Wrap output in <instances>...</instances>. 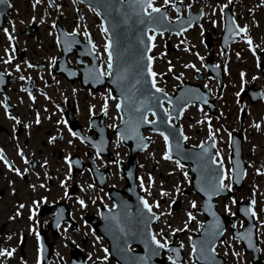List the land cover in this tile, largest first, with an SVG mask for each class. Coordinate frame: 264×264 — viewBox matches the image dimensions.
I'll return each mask as SVG.
<instances>
[{"label": "flooded vegetation", "instance_id": "obj_1", "mask_svg": "<svg viewBox=\"0 0 264 264\" xmlns=\"http://www.w3.org/2000/svg\"><path fill=\"white\" fill-rule=\"evenodd\" d=\"M162 1L154 4L153 0V5L160 7L169 19L179 17L184 24L172 31L153 27L145 30L154 38L149 52L153 57L152 70L157 73L153 79L165 86L176 81L171 92L164 89L168 93L184 83L198 84L207 93V107H203L206 115L202 116L206 121L195 124L200 119L188 110L197 104H190L180 117V125L184 134L188 124L196 126L192 127L195 134L201 126L208 128L195 145L207 139L213 141L214 159L224 166L223 183L230 184L234 193L215 198L224 230L214 243L212 264H264V84H243L237 101L245 102V106L237 111L220 110L217 106L227 80H232L230 63L245 50L240 40L245 32L237 29L245 28L247 21L252 26L257 24L255 4L244 12L236 9L235 0H169L166 5ZM210 1L215 6V17L208 13ZM70 6L74 10L72 16L66 11ZM95 19L98 21L96 16ZM82 22V3L78 0H5L0 4V249L12 252L11 256L0 255V264H37V256L40 264H118L108 255L104 236L91 227L88 218H99L100 208L111 206L109 187L123 188L122 167L128 152L112 127L120 121L119 112L115 118L111 115V109H116V98L109 96L111 90L106 81L100 84L102 77L97 83L88 74L99 67L107 75L108 56L105 52L104 60L97 51L94 34L84 35ZM189 22L191 26L183 27ZM74 30V35L69 36ZM248 32L254 41V32ZM211 36H215V41ZM261 48L255 51V57H259V79L264 77ZM189 55L193 58L189 65L199 67L186 70L176 64ZM250 85L260 88L256 102L243 93ZM105 102L106 113L101 111ZM150 118L148 113L147 119ZM150 133L148 128L142 131L143 136L150 137ZM82 134L99 148L106 141L108 153L99 154L96 147L82 141ZM233 142L240 143L244 171L238 190L230 175ZM66 156L71 168L65 162ZM139 166L137 156L138 188ZM247 201L256 212L254 234L246 228L247 206L241 214L237 212V203ZM168 241L181 240L178 233H173ZM183 255L177 264H183L186 257L191 264H208L207 259L200 263V258ZM163 257L171 264L172 256Z\"/></svg>", "mask_w": 264, "mask_h": 264}, {"label": "water", "instance_id": "obj_2", "mask_svg": "<svg viewBox=\"0 0 264 264\" xmlns=\"http://www.w3.org/2000/svg\"><path fill=\"white\" fill-rule=\"evenodd\" d=\"M87 3L88 5L97 8L98 13L102 17L103 27L109 36V41L112 43L113 47L110 49L113 56L116 58L114 64V72L107 78L104 79L110 86L112 95L120 99L121 87L118 86L116 81V70L119 69L127 73L126 82L124 87L130 89L136 74L137 62L139 61L140 55L144 56V72L143 77H141V83L136 85L138 92L131 93L134 97V107H144L151 106V111L146 112H156L157 115L153 116L156 121L155 124H144L141 123L133 133L131 130L128 132V137L121 140L123 144L128 147L129 157L128 164L129 167L124 171V177L127 179L128 184L125 190H129V198H123L115 190L109 191V196L114 201V207L111 209L103 208L101 210V220L94 221L93 225L96 229L101 232L107 239L108 253L120 264H132L135 260V264H164L162 260L161 253L167 252L168 250H159V253L155 256L151 255V249L154 247L151 245L150 237L148 232L152 233L151 225L155 220H148L147 213L140 202L143 198L142 193L136 190L134 183V169H135V154L142 150L143 145L148 143V137H142L141 132L143 128L150 127L152 131L156 133L163 132L169 137V153L170 156L175 157L180 162L184 164H190L187 169V173H191V184L192 189L197 192L202 200L199 204L198 210L205 216V220L201 226L200 234L192 238V244L197 242L199 244L197 250L200 251L201 243L205 239V231H216L217 235L213 243L221 236L224 229V224L220 222L218 214L215 212V203L213 202V195L210 198L201 191V184L204 182L203 178L205 175V170L201 167L203 160H207L209 167L216 169L213 170L215 173V178L222 183L221 177H224L223 165L221 163H211L214 159V154L212 153V141L208 140L199 147H194L192 145L186 146L184 143L185 137L181 135V128L179 126L176 117H180V108L184 107L185 103L199 102L201 104L205 103L207 97L206 92H201L198 84L194 85H180L177 87L176 91L172 95H168L164 90L163 93L167 95L164 96L163 93H157L152 87L153 77H148L147 75V57H148V36L145 32L149 27L155 28V30H163L164 27L170 28V30L178 27L180 23L177 20H163L155 22L154 24L139 25L135 22V16L132 14L131 10L127 7V4L120 5L119 0H80ZM119 7L121 12L118 14L112 11V8ZM124 13H128L131 17L130 19H125ZM159 14L153 13V16H158ZM142 31H144L142 33ZM143 39L144 43L141 45L139 40ZM108 41V42H109ZM152 42V41H151ZM243 93L251 96V101H257L260 98V89H253L249 86L247 90ZM159 97L158 101H154L151 97ZM196 97H199L197 99ZM163 101L169 103L171 101V106L168 108V113L174 119L175 123H172L168 117L164 115L165 109L162 104ZM212 109V108H210ZM129 109H126V111ZM144 108H142V111ZM121 118L128 120L129 117L125 115L124 112H120ZM125 126L121 123L117 125L114 129L115 132L120 131ZM155 129V130H154ZM143 138V140H141ZM82 140L84 135L82 134ZM89 144H93L87 141ZM107 142L103 143V147H106ZM207 149V153H204V149ZM232 154L230 156L232 164V178L239 188L244 175L242 160L240 158V143H232ZM218 170V171H217ZM211 179V177H208ZM239 179V183H237ZM229 191L225 190L219 195L228 194ZM144 199V198H143ZM179 206V201H175L171 209H176ZM242 205L238 206V212ZM215 213L213 217L212 213ZM152 213H154L152 211ZM156 214V213H154ZM113 217L116 219L113 220ZM216 221H219V228H216ZM117 222L120 228L125 230L122 233L119 228L116 227ZM253 225L252 217L250 215V222ZM254 231V229H253ZM127 233V235L125 234ZM153 235V234H152ZM125 241H127L125 243ZM130 245H135L138 249H129ZM180 243L177 244V249L175 252L180 250ZM121 248L124 251H121ZM171 248V246L169 247ZM172 249V248H171ZM140 258H145L141 260Z\"/></svg>", "mask_w": 264, "mask_h": 264}, {"label": "rangeland", "instance_id": "obj_3", "mask_svg": "<svg viewBox=\"0 0 264 264\" xmlns=\"http://www.w3.org/2000/svg\"><path fill=\"white\" fill-rule=\"evenodd\" d=\"M236 9L242 8L244 12L246 9L252 8L255 4L257 14L259 15L257 24L252 26L251 23L244 22L246 32L240 38L241 42L245 46L244 53L235 58L230 63V68L232 70V80H227L229 83L223 91V94L217 102L218 109L220 110H231L232 112L237 111L240 106H245V102H238L237 92L241 91L243 84L250 83L251 81L255 85L264 84V77L262 79L257 78L259 71V57L255 55V51L264 46V0H235ZM162 0H154V4H161ZM75 8V6H74ZM208 13H212V17H215L216 10L212 1L209 2ZM66 11L72 16L74 15V10L72 6L67 8ZM252 16V14H251ZM211 17V18H212ZM82 31H87L91 34H94V44L99 53L102 54L103 59L105 60L104 44L106 43V37L101 32L99 22L95 19L94 14L85 7H82ZM249 31L254 32V36L259 37V43L251 41V46L247 42L250 38ZM212 37V36H211ZM262 38V39H261ZM215 41V36L212 37ZM252 39V38H250ZM261 39V40H260ZM240 42V41H239ZM159 43V42H157ZM199 50V48H197ZM256 56V57H255ZM191 55L187 56L182 63H176L186 69H192L185 67L186 64H191L193 61ZM262 59L260 61L264 62V54H262ZM199 67L195 65L194 67ZM228 68H226L227 71ZM243 73V78L241 77ZM255 77V79H254ZM256 81V82H255ZM161 88L171 92L175 85L176 81H170L166 86L164 84L157 83ZM109 98V97H108ZM264 103V102H263ZM188 113L197 117L199 123L205 122L206 120L202 119V116H205V109L198 105L190 107ZM112 118L118 116L116 109H111ZM195 121V124H199ZM186 137L187 142L190 144H196L198 140H201L205 134H207L208 128L201 126V130L198 134L193 133L192 127L195 125L188 124L186 125ZM165 151L164 140L155 134L150 133V143L142 151L139 156L140 161V183L139 187L141 189V184L143 183L144 188L143 192L148 199L151 206L158 213V219L154 225V232L156 236L163 241L168 239L173 233L172 229H183V231H176L174 233L179 234V238L185 244V254L188 255L189 250V236L198 228V223L201 220V217L196 211V208H191L190 203L195 202L197 205L200 201V198L194 194L190 189L189 176L186 174V168L183 164H180L181 167H177V161L173 158L165 160L163 159V153ZM149 177H151V183H149ZM177 189H179L177 191ZM165 193L162 195L161 193ZM178 199L180 205L175 210H170V205L173 201ZM155 205H158L155 206ZM191 212L193 219L189 220L186 213ZM198 220V223H197ZM187 224V228L184 225ZM183 264H191L189 259H187Z\"/></svg>", "mask_w": 264, "mask_h": 264}, {"label": "snow or ice", "instance_id": "obj_4", "mask_svg": "<svg viewBox=\"0 0 264 264\" xmlns=\"http://www.w3.org/2000/svg\"><path fill=\"white\" fill-rule=\"evenodd\" d=\"M37 2H39V0H37ZM169 0H164V4H168ZM5 0H0V4H4ZM120 5H124L127 4V7L131 10L132 14L135 16V22L139 25H147V24H154L155 22L159 21L160 19L163 20H167L168 17L161 12V8L160 7H155L153 5V0H119ZM146 9H150V11H146ZM112 11L116 12V13H120L121 12V8L116 7V8H112ZM153 13H157L159 14L158 16H153ZM99 15V13H97ZM125 19H130L131 17L129 16L128 13H124ZM179 19V17H177ZM213 25H215V21L212 22ZM189 26H191L189 24ZM5 33L7 34V30H4ZM106 31V29L103 27V24L101 25V32L104 33ZM229 32L232 31L231 28L228 29ZM238 32L240 33H244L246 32V28H239L237 29ZM75 30L73 31V33L68 34L69 36L74 35ZM163 33H161L162 35ZM85 36H87V31H85L84 33ZM177 35H179V33H177ZM153 40V36L149 35L148 36V41H149V45L147 48V51H151V48L154 46L151 44V41ZM75 42V41H73ZM249 43V45L251 46V40L250 38L247 41ZM139 43L142 45L144 43L143 39L139 40ZM89 44H91V41H89ZM94 47V46H93ZM113 47L112 43L106 42L104 44V52H106L108 54V61H107V72L111 75L114 72V64H115V60L116 58L113 56L112 51H110V49ZM187 50V49H185ZM91 54V53H89ZM161 55H163V53H161ZM200 59H203L202 57H199ZM54 59V58H53ZM143 59L144 56L140 55L139 61L137 62V67H136V74H135V79L134 82L131 86L130 89H126L124 87V84L126 82V76L127 73L123 72L119 69L116 70V81L114 82H118V86L121 87V95H120V99L117 101L115 107L117 112H124L125 115H127L129 117L128 120H124L123 118L120 119V123L122 125H124L125 127L123 129H121L120 131L117 132V137L118 140H123L125 138L128 137V132L129 130H131L133 133L136 132V129L139 127V125L141 123L144 124H155L156 121L155 120H149L147 119L146 116V112L147 111H151V106H147L144 107L143 105H141V107H134V97L131 95V93H136L138 92L136 85L141 83V77H143V72H144V64H143ZM152 60L153 57L152 56H148L147 57V75L148 77H155L157 76V73L154 72L152 70ZM194 67V65H188L186 64L185 67ZM29 67H31V65H29ZM171 67H169V71H171ZM70 75H75V73H69ZM91 78L96 81L97 83L100 82L101 77H103L105 75V73L103 71H101L99 68H93L92 70H90V72L88 73ZM241 77L243 78V73H241ZM21 79H24V77H21ZM255 79V77H254ZM152 87L155 89V91L157 93H163V90L161 88L156 87V82L153 79L152 80ZM205 87H207V85H205ZM164 96H166V93H163ZM237 96L240 95L239 92L236 93ZM109 96L111 97V93H109ZM197 99H199V97H196ZM152 100L154 101H158L159 97H151ZM207 101H205L206 103ZM169 104L171 106V101H169ZM188 105L187 103L184 104L183 108H180L179 111L183 112L184 108H186ZM142 108H144V110L142 111ZM106 109H107V102H105L104 106L101 108L102 112L106 113ZM126 109H129L126 111ZM153 116H156L157 113L156 112H152ZM164 115L166 117H168L169 120L172 119V116L169 115L168 111L165 110ZM177 119L179 117H176ZM37 123H39V120H37ZM199 123V121H198ZM25 127H27V125H25ZM112 127H116V125H113ZM258 127V126H257ZM155 130V129H154ZM72 135H77V133L73 132ZM161 136H163L164 138V142H165V151L163 153V159L168 160L171 159L170 153H169V137L167 135H165L163 132L160 133ZM181 135H183V133L181 132ZM212 133L211 130L209 131V137L211 138ZM50 138V141L51 142ZM141 140H143V138H141ZM69 143H71V141H69ZM93 147L98 148L99 150V146L96 144H93ZM143 147H147L146 144L143 145ZM204 153H207V149H204ZM217 155H219V153H217ZM0 159H3V157H0ZM65 162L69 163V167L71 168V162L69 161V158L66 156L65 158ZM25 163H28V161H24ZM7 164V162H5ZM118 163V162H117ZM177 163V167H181L179 161L176 162ZM211 163H217L216 160H212ZM201 167L205 170V175H204V182L201 184V191H203L205 193V195H207L209 198L213 195H219L221 192L227 190H231V185L230 184H224L219 182L216 178H215V173L214 171L209 167L208 161L205 159L202 162ZM20 174V173H18ZM264 174V173H261ZM208 177H211V179H208ZM221 179H223V177H221ZM237 183H239V179H237L236 181ZM149 183H151V177H149ZM61 184H63V181H61ZM41 187H43V185H41ZM89 187H91V185H89ZM144 185L143 183L141 184V189L143 190ZM179 189H177L178 191ZM162 195H164L165 193H161ZM141 204L143 205L144 210L146 211L147 215V219L148 220H156L158 219V217L156 216V214L152 213V206L149 205V203L144 200L143 198L140 199ZM235 201H233L234 203ZM36 201H33V204H36ZM79 203L81 204V206L83 207V201H79ZM254 203V201H253ZM158 207V205H155ZM21 208L24 207V205H20ZM190 207L191 208H197L198 205L193 201L190 203ZM224 210L227 212L228 211V205L225 204L224 205ZM241 211H245L243 209H241ZM262 211H264V209H262ZM19 215V213H17ZM34 214V213H33ZM251 215L252 217L256 216V212L252 210L251 204L249 205L248 209L245 211V215ZM187 217L189 220L193 219V215L191 212H187L186 213ZM213 217H215V213H212ZM233 215H235V213H233ZM32 216H29V219H31ZM116 218L113 217V220H115ZM262 224H264V221L261 222ZM216 228H219V221H216ZM116 227L119 228V230L124 233L125 230L123 228H120L119 223L117 222ZM185 228H187V224L184 225ZM233 227H235V225H233ZM176 231H183V229H172V232H176ZM127 235V233H125ZM217 235L216 231H205V239L204 241L201 243L200 246V258H204L208 260V264H212L213 258H214V252L212 251L215 248V244L213 243L215 237ZM148 236L150 237L151 240V245H153L154 247L151 249V255L155 256L159 253V250H163L166 249L168 251H176L175 249H171L169 248V241L167 239H164L163 242H160V240H158L156 238L155 235H152V233L149 231L148 232ZM37 241L39 242V235H37ZM243 238V237H241ZM127 241H125L126 243ZM189 242H191V237H189ZM222 242V241H221ZM251 246V245H249ZM180 247H183V245L181 244ZM121 251L123 252L124 249L121 248ZM192 252L195 253L197 252V248L196 246L192 247ZM0 255H6V256H11L12 252L8 251L6 252L3 249H0ZM233 255H236V253H233ZM104 259H107V255L104 257ZM141 260H144L145 258H140ZM171 264H177V260L176 259H172L171 257H169ZM37 264H40V258L39 256H37ZM132 264H135V260L132 261Z\"/></svg>", "mask_w": 264, "mask_h": 264}, {"label": "bare ground", "instance_id": "obj_5", "mask_svg": "<svg viewBox=\"0 0 264 264\" xmlns=\"http://www.w3.org/2000/svg\"><path fill=\"white\" fill-rule=\"evenodd\" d=\"M259 40V37H254V41H258Z\"/></svg>", "mask_w": 264, "mask_h": 264}]
</instances>
